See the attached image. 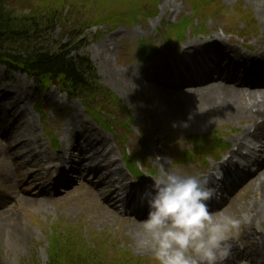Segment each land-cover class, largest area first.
I'll list each match as a JSON object with an SVG mask.
<instances>
[{
	"label": "rangeland",
	"instance_id": "rangeland-1",
	"mask_svg": "<svg viewBox=\"0 0 264 264\" xmlns=\"http://www.w3.org/2000/svg\"><path fill=\"white\" fill-rule=\"evenodd\" d=\"M6 1L21 8L40 2V0ZM208 1H141L142 14L147 12L150 17L144 16L143 18L141 16L137 22L125 23L115 28L109 24L93 27L72 44L77 48L79 54L91 59L100 84L113 93L117 98L116 101L120 104L118 108L112 107L109 114H105L103 117V121H106L107 124L113 123L112 127L105 128L101 123L91 119L83 101L71 99L66 93L61 92L59 85H56L57 87L51 85L45 89L43 84L40 85L27 75L10 71L0 64V84L11 85L13 78L16 80L18 75L25 76L28 79L24 84V89L28 91L27 97L29 98L27 102H20L18 110L12 112L10 117L8 116L9 119L4 126L0 124V142L6 139L1 131L4 129L3 127L16 131L23 124V119H28L30 123H33L37 130L35 131L36 135L41 139V141L32 144V147L42 152L44 161L49 157V163L51 162L50 157L59 154L68 155L67 153L71 149V147L69 149L66 147L65 134L62 131V124L65 116L68 115L85 121L94 135L106 138L101 142V145L106 151L112 152L111 160L116 161L123 169L126 178L124 183L147 186V183H152V177L164 175L169 171L200 176L212 175L213 169L217 168L236 149V139L248 126L247 120L245 122L215 121L202 126H188L186 123L181 125L182 127L163 125L152 129L150 116L142 114L136 106L127 101V97L121 91L119 81L115 83L110 75L114 68L115 70L126 69L131 65L141 64L151 68L157 64L176 60L177 56L184 53L185 44L191 39L207 40L209 37L219 35L248 54L258 50L264 43V18L260 15V10L263 11L264 6L257 7L255 0H218L213 3H208ZM169 2L172 3V6L164 9V6ZM67 3H65L66 11L71 6L73 7V2L68 1ZM199 3H202L201 10L198 8ZM95 5L94 3L88 4L87 0H81L77 6L78 10H75L74 6L73 11L69 9L66 14H63V17L65 20L68 19V23L74 22L76 19H87L94 12ZM131 5L133 6L132 3ZM116 6L118 5H113V7ZM204 6L205 10L202 11ZM182 20H189L191 24L184 29L183 40L180 41L178 33L173 35L171 32L173 27ZM70 25L67 24L65 28L62 25H57L42 40V43L49 48H56L61 41L68 43L70 37L64 35L74 29L72 23ZM142 43L154 45L162 50V53L153 60L140 61L138 51ZM101 45L104 46L103 50ZM109 47L111 52L106 51ZM168 48L175 52L173 51V54L161 59L162 54ZM73 53L79 55L76 51ZM103 55L109 58L110 67L107 71H104L102 65ZM203 55L205 56V54ZM186 89L182 100L185 103L195 102L190 96L191 92L195 90ZM54 90H58V92L52 95ZM179 99L176 97L175 100ZM0 101L5 106L7 105L4 101ZM193 108L195 109V105ZM21 110L22 115H20ZM50 138L55 139V145L53 142L51 143ZM254 140L246 141L245 144L248 145L251 141L255 142ZM204 141H207V144L200 148L206 152L208 149H212V152L202 153L200 158H197V150L195 151L197 143ZM219 143L226 147L222 149L217 147ZM5 146L7 147V144ZM125 146L131 157L126 154ZM104 148H101L100 154H103ZM2 150L3 148L0 150V264H48L53 230L59 228L68 232L75 226L82 229L86 245L95 247L97 252L100 251L99 248L107 249L106 258L109 263H113L117 259V251H122L130 255V258L140 260V264H156L151 246H138L136 229L142 227V218L144 217L140 213H131L132 207L135 206L134 202L129 207L125 206L117 212L110 210L111 207L104 209L105 200L108 201V198L100 197L88 182L82 185V179L80 180L79 177L76 179L80 182L68 184L64 189L57 187L56 191L48 190L49 194L46 197L47 191L44 194L40 193L42 190L40 188L43 186L38 189L28 186L24 180L19 182L20 177L17 173L21 164L18 163L16 166L13 163V157L16 158V156L8 158L6 153L1 152ZM159 154L165 159L164 164L161 163L162 158ZM86 155L92 157V152L88 151ZM128 159L136 165L141 163L147 166L149 170L147 174L145 172V178L141 179L132 174ZM234 160H238L237 157ZM53 163L57 162L53 161L51 164ZM64 168L67 169V166ZM152 170L155 171L154 175L150 172ZM55 171V168L49 169V171L45 170L44 164L37 169L26 165L23 166L24 175L21 179H24L27 174L38 176L40 173L41 183H44L49 177V173L51 177H56ZM114 178H119V176L115 175ZM92 179L93 175H90L88 181H95L96 184L93 188H96L98 182ZM241 184L231 189V195L228 196L229 202L223 208L212 213L217 218L224 215L239 216L241 211L248 212L250 219L256 215L254 225L262 235L260 240L251 234L249 238L242 239L241 230L250 219L233 237H236L235 247L238 249L239 257L242 258L244 250L247 248L246 252L257 258L259 255H264V204L262 203L258 212L254 211L255 194L260 191L257 192L255 181L252 178ZM52 193H56L55 197L52 196ZM25 199H31V204H27ZM137 199H139L138 195ZM13 224L19 232L27 231L24 239L19 240L17 237H13ZM106 242L108 244L101 247ZM238 262V264H245L241 261ZM226 264H235V261L227 260Z\"/></svg>",
	"mask_w": 264,
	"mask_h": 264
},
{
	"label": "bare ground",
	"instance_id": "bare-ground-1",
	"mask_svg": "<svg viewBox=\"0 0 264 264\" xmlns=\"http://www.w3.org/2000/svg\"><path fill=\"white\" fill-rule=\"evenodd\" d=\"M255 4L257 7L264 6V0H255ZM168 6H172V3L169 2L168 5L164 6V9ZM260 15L264 18V9L263 11L260 10ZM100 47L103 50L104 46L101 45ZM106 51L111 52V48H107ZM209 53L212 55L210 62L213 65L212 73L215 79L211 78L203 82H197L196 88L190 89L195 90L190 94L191 99L195 102L185 103L182 96L186 89L176 85V79L180 76L183 79L181 84L186 82L181 71V68H186L184 57L187 55V57L191 56L193 58V67L191 69L187 68L186 72L195 77L205 73L207 68L200 60L202 59L208 64L203 54L206 56ZM102 65L104 71H107L110 67L109 58L104 55ZM145 66V64H141L131 65L126 69L115 70L114 68L110 75L115 83L119 81L121 91L127 97V101L136 106L142 114L150 116L152 129L163 125L182 127L181 125L185 123L188 126H202L215 121L245 122L247 120L249 122L242 134L236 139V149L214 169L215 171L222 170L225 175L236 171L239 165L234 158L236 156H241L243 159L248 157V153L246 157L241 155L243 148L246 146V141L264 138V43L258 50L248 54L219 35L209 37L207 40L191 39L185 44L184 53L177 56L176 60L157 64L151 68ZM27 79L25 76L18 75L16 80L13 78V82L11 81L13 84H0V100L7 104L6 106H0L1 125L4 126L9 119L8 116L10 117L12 112L18 110L20 102L28 101V91L24 89ZM57 92L58 90H54L52 95ZM176 97L180 99L175 100ZM23 98L26 99L22 100ZM0 104L3 103L0 101ZM192 105H195V109ZM22 113L21 110L20 115ZM23 121V124L16 131L5 127L1 129L6 139L0 142V150L3 148L1 152L6 153L8 158L16 156V158L13 157V163L16 166L18 163L21 164L17 173L20 177L19 182L24 180L28 186L38 189L43 186L40 188L42 189L41 194L53 190L54 181L56 180L49 176L46 182L41 183L40 173H38V176L27 174L24 179H21L24 175L23 166L29 165L31 168L37 169L44 164L45 170L49 171L50 168H56L60 170V173H63V169L58 167V164L63 166L66 163L75 162L77 159L75 170L93 175L92 180L98 182V188H95L94 191L98 192L100 197L108 198V201L105 200L106 203L103 207L104 209L111 207L110 210L113 212H117L125 206L128 207L137 199L138 191L147 186L150 187L151 183H147V186L124 183L126 178L123 169L116 161L111 160L110 155L112 152L110 150L106 151L101 145V142L106 138L94 135L85 121H81L77 117L65 116L62 131L65 134L66 147L68 149L71 147L70 151L72 152L69 151L68 155L59 154L50 157L51 162L49 163V157L44 161L42 152L32 147V144L41 141L40 137L36 135L35 131L37 130L34 128L33 123H30L28 119H23ZM5 144H7V147ZM101 148H104L103 154H100ZM9 150H12V152H9ZM88 151L92 152V157H87ZM262 151H264V148L261 149L260 145L252 153L257 155L263 153ZM159 156L162 158L161 163L164 164L165 159L162 155L159 154ZM251 160L256 159L251 156ZM53 161H56L57 165L51 166ZM250 163L253 164L254 162L250 161ZM255 171L250 178L255 181L257 192L260 191V193L255 194L256 205L253 207V210L258 212L264 204V166H258ZM115 175H118L119 178H114ZM209 177L212 180V175H209ZM227 195L230 196L231 194ZM31 201V199H25L27 204H31ZM255 217L257 216H253L245 224L244 229L241 230L242 239L249 238L250 234L254 235L257 240L262 238L254 225ZM26 232L25 230L19 232L13 224V237L22 240L25 238ZM136 236L138 246L145 247L149 245H141L140 243L141 240L148 239L143 227L136 229ZM234 240L230 241L232 247H235ZM235 250L233 248L231 253L234 254ZM243 261L245 264H264V255H259L256 258L246 252Z\"/></svg>",
	"mask_w": 264,
	"mask_h": 264
},
{
	"label": "trees",
	"instance_id": "trees-1",
	"mask_svg": "<svg viewBox=\"0 0 264 264\" xmlns=\"http://www.w3.org/2000/svg\"><path fill=\"white\" fill-rule=\"evenodd\" d=\"M68 1L73 2V7L66 11L65 3ZM141 1L146 0H87L88 4H96L94 12L87 19L70 22L74 29L64 35L70 37L68 43L61 41L56 48H49L42 40L57 25L64 28L67 24L71 26L63 14L69 9L73 11L74 6L78 10L81 0H40L38 4L22 8L0 0V64L10 71L28 75L45 87L56 82L71 98L83 101L91 118L107 127L109 124L103 121V117L112 107H119L114 103L117 98L99 83L90 58L79 54L72 44L95 26L109 24L115 28L137 22L141 16L150 17L147 12L142 14ZM188 25L189 22L184 21L175 28L179 39H183L184 29ZM51 237L48 264H110L106 259L107 249L99 248L97 252L95 247L86 245L79 228L68 232L54 230ZM111 264L140 263L118 253V258Z\"/></svg>",
	"mask_w": 264,
	"mask_h": 264
},
{
	"label": "clouds",
	"instance_id": "clouds-1",
	"mask_svg": "<svg viewBox=\"0 0 264 264\" xmlns=\"http://www.w3.org/2000/svg\"><path fill=\"white\" fill-rule=\"evenodd\" d=\"M241 167L246 164L237 160ZM209 176L169 171L152 177L140 200L147 205L142 221L156 264H226L231 256V240L250 219L248 212L239 216L216 217L209 202L220 196L222 170Z\"/></svg>",
	"mask_w": 264,
	"mask_h": 264
},
{
	"label": "water",
	"instance_id": "water-1",
	"mask_svg": "<svg viewBox=\"0 0 264 264\" xmlns=\"http://www.w3.org/2000/svg\"><path fill=\"white\" fill-rule=\"evenodd\" d=\"M157 56V53H155L154 47H144L139 52V59L142 61H148L154 57Z\"/></svg>",
	"mask_w": 264,
	"mask_h": 264
}]
</instances>
